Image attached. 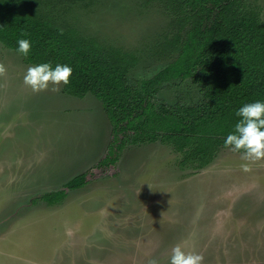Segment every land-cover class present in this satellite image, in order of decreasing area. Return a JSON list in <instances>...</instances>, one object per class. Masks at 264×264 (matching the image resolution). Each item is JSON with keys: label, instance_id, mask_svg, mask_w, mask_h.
I'll return each mask as SVG.
<instances>
[{"label": "rangeland", "instance_id": "rangeland-1", "mask_svg": "<svg viewBox=\"0 0 264 264\" xmlns=\"http://www.w3.org/2000/svg\"><path fill=\"white\" fill-rule=\"evenodd\" d=\"M246 1L264 22V0ZM87 3L58 15L85 36L136 54L132 83L170 62L155 51L171 21L160 5ZM0 63L7 70L0 77V264H147L150 257L169 264L178 244L203 255L202 264H264V160L244 172L242 153L223 146L208 166L183 170L171 145L134 144L105 174L49 203L42 195L106 156L110 120L93 93L71 95L63 84L34 93L23 77L37 64L1 41ZM200 97L188 80L164 83L156 98Z\"/></svg>", "mask_w": 264, "mask_h": 264}, {"label": "trees", "instance_id": "trees-1", "mask_svg": "<svg viewBox=\"0 0 264 264\" xmlns=\"http://www.w3.org/2000/svg\"><path fill=\"white\" fill-rule=\"evenodd\" d=\"M88 1L0 0V41L17 51L18 40L27 39L32 45L23 56L27 62L70 66V83L63 91L79 97L93 93L111 123L106 156L64 189L42 195L52 204L68 189L81 188L116 166L129 145L160 141L182 153L181 169H203L234 132L241 119L238 109L264 102V22L246 0H146L171 16L170 29L155 48L170 62L135 83L129 73L139 62L136 54L89 38L58 15L57 10ZM188 80L200 87L198 101L158 103L164 83Z\"/></svg>", "mask_w": 264, "mask_h": 264}, {"label": "clouds", "instance_id": "clouds-1", "mask_svg": "<svg viewBox=\"0 0 264 264\" xmlns=\"http://www.w3.org/2000/svg\"><path fill=\"white\" fill-rule=\"evenodd\" d=\"M17 52L27 57L31 51V42L27 39L18 40ZM73 69L68 65L57 64L55 68L49 63L30 66L23 82L34 93L50 90L59 92L60 85H68ZM7 70L0 63V77H5ZM52 86L49 88V86ZM236 115L241 117L235 125L233 133L227 135L224 143L233 152H241V165L244 172L252 171L251 164L264 160V102L248 103L238 109ZM203 255L185 251L179 244L171 250L169 264H202ZM147 264H158L155 258H148Z\"/></svg>", "mask_w": 264, "mask_h": 264}, {"label": "crops", "instance_id": "crops-1", "mask_svg": "<svg viewBox=\"0 0 264 264\" xmlns=\"http://www.w3.org/2000/svg\"><path fill=\"white\" fill-rule=\"evenodd\" d=\"M153 143V142H152ZM201 170V169H200Z\"/></svg>", "mask_w": 264, "mask_h": 264}]
</instances>
